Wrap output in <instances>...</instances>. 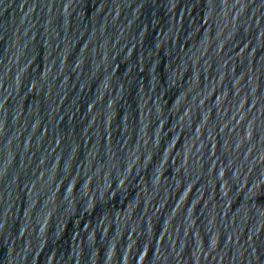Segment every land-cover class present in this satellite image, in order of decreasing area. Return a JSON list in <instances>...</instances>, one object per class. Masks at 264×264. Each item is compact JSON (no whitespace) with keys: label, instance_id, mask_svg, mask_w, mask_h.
Masks as SVG:
<instances>
[{"label":"water","instance_id":"obj_1","mask_svg":"<svg viewBox=\"0 0 264 264\" xmlns=\"http://www.w3.org/2000/svg\"><path fill=\"white\" fill-rule=\"evenodd\" d=\"M0 264H264V0H0Z\"/></svg>","mask_w":264,"mask_h":264}]
</instances>
